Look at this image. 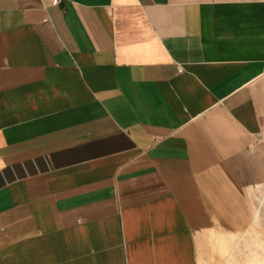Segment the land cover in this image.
Returning <instances> with one entry per match:
<instances>
[{
	"label": "crops",
	"instance_id": "0c3cea01",
	"mask_svg": "<svg viewBox=\"0 0 264 264\" xmlns=\"http://www.w3.org/2000/svg\"><path fill=\"white\" fill-rule=\"evenodd\" d=\"M264 181V0H0V264H200Z\"/></svg>",
	"mask_w": 264,
	"mask_h": 264
},
{
	"label": "rangeland",
	"instance_id": "374dc122",
	"mask_svg": "<svg viewBox=\"0 0 264 264\" xmlns=\"http://www.w3.org/2000/svg\"><path fill=\"white\" fill-rule=\"evenodd\" d=\"M243 221L219 225L196 235L200 264H264V181L243 189Z\"/></svg>",
	"mask_w": 264,
	"mask_h": 264
}]
</instances>
